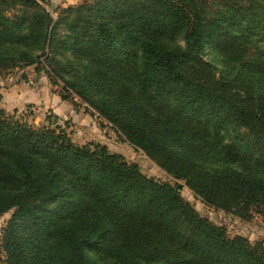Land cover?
Segmentation results:
<instances>
[{
    "label": "trees",
    "instance_id": "16d2710c",
    "mask_svg": "<svg viewBox=\"0 0 264 264\" xmlns=\"http://www.w3.org/2000/svg\"><path fill=\"white\" fill-rule=\"evenodd\" d=\"M48 4L0 0V72L65 44L85 62L66 77L52 68L65 92L205 204L264 216V0H83L56 18ZM179 185L0 107L4 264H264L263 242L229 236Z\"/></svg>",
    "mask_w": 264,
    "mask_h": 264
},
{
    "label": "rangeland",
    "instance_id": "374dc122",
    "mask_svg": "<svg viewBox=\"0 0 264 264\" xmlns=\"http://www.w3.org/2000/svg\"><path fill=\"white\" fill-rule=\"evenodd\" d=\"M83 0L76 3L68 4L66 6L55 5L51 0L46 6L53 18H56L58 12L62 8L74 6ZM8 6L2 11V15L10 22H19V28H27L33 18L28 16L22 9V5L11 1L7 3L4 1L2 6ZM28 16L24 19L22 17ZM17 27V25H15ZM63 25L58 29V36L64 34ZM57 51L51 54L47 49L45 53L39 57V62L22 67L5 70L0 72V87H9L11 84H20L25 89H36L40 84H45L52 94H58L61 98L67 96V100L71 102L78 110L89 114L92 122L84 125L83 128H76L73 122L68 120H59L53 114H49L50 110L44 111L39 103H28L23 110L16 109L8 111L10 115L15 117H22L30 124L41 127L47 126L51 123V128L55 126L62 127L70 138L79 145L84 144H104L110 152L121 154L126 161L136 163L140 171L148 177H152L160 182H168L171 184H180V194L184 200L189 202L194 209L202 216L216 225L222 226L226 229L229 236L234 237L240 235L248 239L251 243H264V216L260 214H253L249 220H241L231 214H227L221 210L205 204L198 196H196L190 189H188L183 181H177L169 176L164 170L157 166L150 158H148L142 150L133 147L129 144L114 128L104 119L98 117L97 114L92 113L86 103L81 102L76 96L68 94L63 89V82L58 75L52 73V68L59 69L63 77L71 76V72L78 73L83 70L85 62L79 58L73 49H70L63 43L57 44ZM10 43H0V51H9ZM38 49L36 53H40ZM53 55L54 59L49 56ZM204 58L212 62L217 68L220 66L218 53L212 45H207L205 49ZM7 112V111H6ZM58 124V125H56ZM13 210H9L0 216V236L2 228L5 226L8 219L11 217ZM0 264H4V252L0 245Z\"/></svg>",
    "mask_w": 264,
    "mask_h": 264
},
{
    "label": "crops",
    "instance_id": "0c3cea01",
    "mask_svg": "<svg viewBox=\"0 0 264 264\" xmlns=\"http://www.w3.org/2000/svg\"><path fill=\"white\" fill-rule=\"evenodd\" d=\"M55 5L66 6L79 0H51ZM28 103H39L41 108L53 114L59 120L70 119L76 128L92 122L89 114L83 113L74 107L70 101L61 98L58 94H52L45 84H40L36 89H25L21 83L11 84L9 87H0V107L5 111L23 110Z\"/></svg>",
    "mask_w": 264,
    "mask_h": 264
},
{
    "label": "water",
    "instance_id": "95a60500",
    "mask_svg": "<svg viewBox=\"0 0 264 264\" xmlns=\"http://www.w3.org/2000/svg\"><path fill=\"white\" fill-rule=\"evenodd\" d=\"M179 187H180V185H179Z\"/></svg>",
    "mask_w": 264,
    "mask_h": 264
}]
</instances>
